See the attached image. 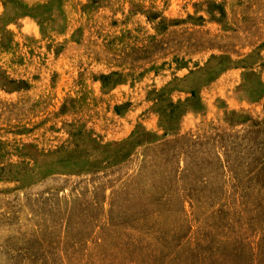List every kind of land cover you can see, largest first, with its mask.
Masks as SVG:
<instances>
[{
  "label": "rangeland",
  "instance_id": "1",
  "mask_svg": "<svg viewBox=\"0 0 264 264\" xmlns=\"http://www.w3.org/2000/svg\"><path fill=\"white\" fill-rule=\"evenodd\" d=\"M0 264H264V0H0Z\"/></svg>",
  "mask_w": 264,
  "mask_h": 264
}]
</instances>
